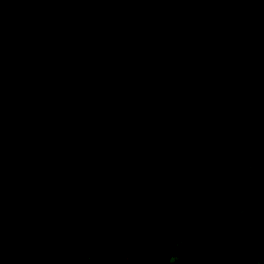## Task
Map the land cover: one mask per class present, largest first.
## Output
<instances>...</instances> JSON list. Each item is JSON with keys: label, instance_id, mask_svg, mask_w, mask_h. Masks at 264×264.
<instances>
[{"label": "trees", "instance_id": "1", "mask_svg": "<svg viewBox=\"0 0 264 264\" xmlns=\"http://www.w3.org/2000/svg\"><path fill=\"white\" fill-rule=\"evenodd\" d=\"M162 1L63 0V12L46 18L50 31L30 27L23 34L27 48L51 45L35 66L41 76L55 67L61 73L60 79L51 74L49 98L64 94L65 107L82 108L92 147L70 134L63 140L75 170L88 179L113 175L125 186L119 193H103L94 207L77 203L76 217L63 235L59 216L46 219L36 206L38 188L17 205L0 202V218L12 219L6 237L31 239L14 257L0 250V264H167L178 237L184 249L210 255L215 264H257L264 256V232L239 225L211 190L214 182L264 222V181L247 167L234 142L208 123L237 133L264 167V20L243 27L247 62L236 55L232 38L219 34L244 7L262 0H231L199 23L193 50L183 57L198 75L176 95L159 94L177 82L169 66L156 67L153 80L135 72L131 91L116 55L108 57L104 68L113 97L99 93L95 72L79 78L94 50L73 46L69 39L98 33L91 20L82 18L84 9H111L116 20L131 28L160 10ZM37 8L32 5L25 14L34 16ZM21 17L17 14L14 21ZM0 24L11 27L5 18ZM157 44L148 49L157 53ZM5 52L0 43V54Z\"/></svg>", "mask_w": 264, "mask_h": 264}, {"label": "rangeland", "instance_id": "2", "mask_svg": "<svg viewBox=\"0 0 264 264\" xmlns=\"http://www.w3.org/2000/svg\"><path fill=\"white\" fill-rule=\"evenodd\" d=\"M40 1L39 5L38 0H23L20 3L19 0H0V20L5 18L11 23L10 28L0 24V43L7 49V52L0 54V154L4 157L0 164V202L17 205L24 196L38 188L36 206L46 219L55 214L59 216V228L63 235L76 217L77 203L84 202L94 207L103 193H119L125 183L117 181L113 175L104 177L100 173L88 179L81 171L75 170L74 158L63 146L67 134L75 136L85 148L92 147V140L82 119V110L67 109L64 94H55L50 99L52 79L48 78V83L43 81L35 67L48 52L50 43L30 48L25 45L23 34L26 30L40 27L50 31L52 25L46 22V18L63 12V0ZM229 1L163 0L160 10L148 20L136 22L131 28H126L120 21L116 22L111 9L99 13L84 9L82 18L94 21L99 30L92 37L79 38L82 41L80 45L95 50V59L85 61L79 78L91 71L98 73L99 93L113 97L106 86L103 66L107 56L117 54L121 57L120 69L131 91H135V72L147 73L153 80L157 74L156 67L169 66L177 76V86L162 95L178 94L186 81L198 75L194 74L189 64H184L183 57L193 50V37L199 23L219 5H227ZM32 5H38V8L34 16H29L25 10ZM17 14L22 17L15 22ZM263 20L264 0L256 1L244 7L219 34L230 36L236 55L243 56L247 62L241 32L249 22ZM157 42V53L148 49ZM164 45L166 48L163 50ZM130 46H133L131 52L124 50ZM57 53L61 52L58 50ZM53 75H56L55 71ZM208 123L234 142L243 154L247 167L264 181V167L257 162L250 146L237 133ZM211 190L223 200L239 225L247 224L253 232H264V222L257 221L243 210L214 182ZM11 221L9 217L0 218V250L14 257L17 249L31 245V239L9 240L6 233ZM180 257L184 259L181 258L178 264H215L210 255L194 254L184 249L178 237L173 257L167 264L176 262ZM257 264H264V256L258 259Z\"/></svg>", "mask_w": 264, "mask_h": 264}, {"label": "flooded vegetation", "instance_id": "3", "mask_svg": "<svg viewBox=\"0 0 264 264\" xmlns=\"http://www.w3.org/2000/svg\"><path fill=\"white\" fill-rule=\"evenodd\" d=\"M21 1H23V0H19V3L21 2ZM8 2V1H7ZM38 3H39V5L41 4V1L40 0H38ZM17 4V3H16ZM48 5H50L49 4V1H48ZM101 11H103V10H100V11H98V12H94V13H99V12H101ZM82 16H83V13H82ZM93 23H94V25H96V23L94 22V21H92ZM116 22H119L118 20H116ZM121 22V21H120ZM38 28H40V27H38ZM42 29V28H41ZM98 30H99V28H98ZM197 32V31H196ZM81 36H78V37H74V38H70L69 39V41H70V43L71 44H73V46H78V45H80L79 43H81L82 41L79 39ZM93 44L94 45H96L97 43L96 42H93ZM38 45H40V44H38ZM42 45V44H41ZM34 46H36V45H34ZM166 48V45H164L163 47H162V49L164 50ZM151 49V48H150ZM94 50V49H93ZM124 50H126L127 52H131L132 50L130 49V48H128V49H124ZM113 55H116L117 56V59H118V66H119V68H120V62H121V57H120V55H117V54H113ZM113 55H109V56H107L106 57V59H105V62H104V68H105V63H106V60L108 59V57H111V56H113ZM95 59V50H94V55H93V57L91 58V59H87V60H85V61H91V60H94ZM85 61H84V64H85ZM178 64H181V62H179ZM149 67V66H148ZM150 68H155V67H152V66H150ZM54 71L56 72V75L54 76V77H59V79L61 78V73H60V71L58 70V68L57 67H55L54 68ZM53 72V71H52ZM52 72L49 74V75H46V76H41V78H42V80L43 81H45V82H47L48 83V78H53V76L51 77V74H52ZM94 72V71H93ZM96 73V72H95ZM53 74H54V72H53ZM97 74V76H98V80H99V75H98V73H96ZM104 74H105V70H104ZM157 74H158V72H157ZM156 74V75H157ZM80 75V74H79ZM105 77H106V75H105ZM149 77V76H148ZM156 77V76H155ZM149 79H150V77H149ZM177 80V79H176ZM99 83H100V81H99ZM51 84H52V81H51ZM40 85V84H39ZM106 86H107V78H106ZM177 86V83H175V85L174 86H172V87H169V88H164V89H162V90H160V92H159V94L161 95L162 93H164V92H166V91H168V90H171V89H174L175 87ZM50 87H51V85H50ZM108 88V87H107ZM52 89V88H51ZM51 89H50V91H51ZM109 90V89H108ZM110 91V90H109ZM67 108V107H66ZM68 109V108H67ZM77 109H81L82 110V108L81 107H79V108H77ZM77 109H75V110H71V111H76ZM75 137V136H74Z\"/></svg>", "mask_w": 264, "mask_h": 264}]
</instances>
